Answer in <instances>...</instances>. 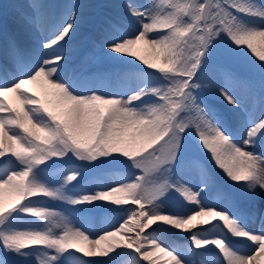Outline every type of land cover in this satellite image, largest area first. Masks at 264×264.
<instances>
[{"label": "snow or ice", "instance_id": "obj_1", "mask_svg": "<svg viewBox=\"0 0 264 264\" xmlns=\"http://www.w3.org/2000/svg\"><path fill=\"white\" fill-rule=\"evenodd\" d=\"M29 7L22 19L39 33L45 6ZM65 7L39 33L40 55L5 49L14 72L0 76V264H260L264 210L258 230L246 218L264 196V0H150L101 18L103 54L135 69L114 88L61 76L87 5ZM221 41L259 87L230 69L206 76ZM189 144L200 157L186 161ZM109 165L127 174L104 183ZM96 217L99 233L88 226Z\"/></svg>", "mask_w": 264, "mask_h": 264}, {"label": "rangeland", "instance_id": "obj_2", "mask_svg": "<svg viewBox=\"0 0 264 264\" xmlns=\"http://www.w3.org/2000/svg\"><path fill=\"white\" fill-rule=\"evenodd\" d=\"M43 0H31V1H27L26 0V3H27V7L29 8L28 10H25L22 5H16L17 1L15 0V5H9L11 3V0H6V8L8 7V11L7 13L8 14H13V10L14 9V6H17L19 8H21L20 10L17 9L19 12H17V17L20 18L19 15H23V14H28L30 15L32 13V9L29 7V5L31 4H38L39 2H42ZM14 2V1H13ZM80 3V1H79ZM132 3V2H130ZM9 5V6H8ZM118 8H121L122 7V4H118L117 5ZM5 8V7H4ZM48 9V8H46ZM62 9H64V6L62 7ZM23 11V12H22ZM30 13V14H29ZM62 12H60L57 16H59L60 14H62ZM48 14V13H47ZM105 14V17H108L109 16V12L105 11L104 12ZM8 19H12L10 15L7 16ZM13 19H17V18H13ZM43 19V22L45 20V26H47V22L50 20L48 18V16L45 17L43 16L42 17ZM21 28L23 29V32H24V35L26 37V40H27V44H28V47H31L33 44H37L38 45V42L37 41V38H38V33L36 32L37 29L35 28H32L30 27L29 25L25 24V23H21ZM3 27V26H2ZM42 28L39 29V31L41 30ZM0 31L3 33L4 35V30L3 28H0ZM1 33H0V42L1 44H3V54L5 57H7L5 55V49H6V40H2L4 38ZM85 37L87 40H85ZM89 39H92L94 40V42H91V44H89L88 46H86V44L88 43ZM96 44V49L92 48V46ZM102 44H103V41H102V37H101V33L99 32V30L97 29L95 31V35H91V33L87 34L85 36V34H81V35H78V36H74L72 41H70L69 45L66 46V48L64 49L65 52H68V54L70 55L69 58L72 59V58H81L83 59L84 61L86 60H89V62L91 61L94 62L95 64H93L92 66H101L100 68H96L97 71L99 69H104L107 68L108 69V64L110 62H106L105 64H102L101 61L104 60L100 58V56H104L103 54V51H102ZM140 46V45H139ZM138 46V47H139ZM37 49V48H36ZM79 50V51H78ZM37 52V55H40L41 53H39L38 51H32V52H29V57L30 56H33L35 55L34 53ZM77 53H81L80 55L77 56ZM27 54V56H28ZM250 54V53H249ZM89 55V56H88ZM218 55V59L221 61V58H222V55L225 56V58L227 59L228 63L226 64L230 69H232L233 71L236 72V74H240L241 76L243 77H246L248 79H251L255 82L256 86L259 87V76L258 74H255L251 71L250 67H248L247 65V62L244 58H241V57H237V56H234V55H230L226 49V46L224 44L223 41H221L219 44H217V46L215 47L214 51H213V55L212 56H216ZM3 56V57H4ZM4 57V58H5ZM86 57V58H85ZM99 57V59H98ZM85 58V59H84ZM6 59V58H5ZM253 59H255L253 57ZM80 61V60H79ZM84 61H81V63H83ZM80 65V62L78 64L75 65L78 66ZM212 65H218L215 60L214 62H212ZM212 65H209L212 66ZM216 72H219L220 70L218 68H215ZM64 73V72H63ZM107 74V73H106ZM105 74V76H106ZM64 77V76H62ZM10 78V77H9ZM214 80V79H212ZM192 149V146L191 144H189L186 152H185V155H188L190 153ZM100 172V176L103 180V182H105L107 179H111L113 180V178L117 175H121V174H127V169L124 167V166H120V165H109V166H106L102 169L99 170ZM111 174H115L114 176H110L108 177V175H111ZM108 177V178H107ZM108 182V181H107ZM262 200V199H261ZM260 200V201H261ZM60 204V202H56V203H53V202H49L48 205L50 204ZM59 211H62V210H59ZM161 238V240L164 242V243H169V242H174L175 244L177 245H184V238L180 237V236H176V235H170L168 233H159L158 234Z\"/></svg>", "mask_w": 264, "mask_h": 264}, {"label": "bare ground", "instance_id": "obj_3", "mask_svg": "<svg viewBox=\"0 0 264 264\" xmlns=\"http://www.w3.org/2000/svg\"><path fill=\"white\" fill-rule=\"evenodd\" d=\"M57 1L61 2L60 7L61 6L62 7L64 6V9H61V12L63 11V13L68 11L67 7H65L66 5H70V4H73V3L87 5V7H84L82 9L83 16H84V22L81 24V27L77 30L76 35H78L79 33L80 34H83L84 31H89V32L95 31L97 29L96 22L98 20H100L101 18H103L101 12H104L105 10H108V11L110 10L109 12L113 13V15L111 17H114V16H117V14L122 13L123 10H124V6L126 5L122 0H54V4L51 2V4L49 5L50 6V12L49 13L51 15H48V17H51L50 19H52L53 15H55L54 13H55L56 8H57ZM79 1H80V3H79ZM136 1L139 4L146 5L145 0H136ZM18 2L20 4H22V5H24V8L25 9L27 8L26 4H24L25 3V0H18ZM116 3L122 4L121 9L118 10V7H117V4ZM42 5H43V3H42ZM42 9L40 10V19H41V21H43L42 20V16H41ZM4 20H6V19H4ZM41 25H42V29L41 30H42V33H43L44 32V28L46 27L45 26V22H42ZM8 28L11 31V33H13L14 35L17 34L19 38H20L21 35H23L21 33L22 30H21L19 24H15L13 22V23H11L10 26H8ZM39 36L42 37L41 35H39ZM37 40L39 41L40 39L38 38ZM24 43H25V41H22V44L23 45H24ZM24 47H25L26 51L29 48L28 46H25V45H24ZM138 54L139 55L146 56V57H150V52H148L147 50H145V48H144L143 45H140L138 47ZM125 59H134V58H132V57H125ZM69 61H71V60L69 59ZM118 63L121 64V65H125V63H122V62H118ZM136 63L137 64H140V67H144V65L140 61H136ZM9 66L12 69H14L13 68V64L12 65H9ZM89 71H90V69H86V71L82 70V72L80 71L81 72L80 74H82V75H84L86 77H90V78L92 77L94 79L100 78L99 75H97L96 78L92 76L93 74L92 75H89L88 74ZM134 71H135V69H133V72ZM123 72H118L117 75H122ZM127 73L128 74H131L132 71H128ZM127 73L125 72L124 74H127ZM63 76H64L65 79L68 78L65 75H63ZM105 86L108 87V88H113V87H111L109 85H105ZM25 87L29 88L30 90H34V88H35V86H33V85H25ZM217 101H221V100H217ZM218 103H219V105H222V106L225 107V104H224L223 101H221V102H215L214 104L217 105ZM214 171L218 175L221 174V170H219V169H214ZM184 174H185V176L187 178H191L192 175H193V170L190 169V168H187V169H185V173ZM221 179H225V177H223L221 175ZM260 198L263 199L262 204H261V205H263V203H264V196L257 195L255 197V201H254L255 204H253V207H252V210L255 213V215L249 217L248 220L246 219V222L248 223V226L251 227V228L257 229V230L261 226V223H260V211L261 210H264V209H259L258 210V206L260 205L259 204ZM101 221H102L101 224L104 227L105 219L102 218ZM88 226L90 227V224H88ZM103 227L101 229L96 230L95 232H97V233L101 232L102 229H103ZM177 235H181L182 238H185L184 243H186V244L188 243V241L186 239V234H177ZM85 259H104V258L103 257H91V258H85ZM145 264H147V262H145ZM161 264H163V261H161ZM260 264H264V258H262L260 260Z\"/></svg>", "mask_w": 264, "mask_h": 264}]
</instances>
